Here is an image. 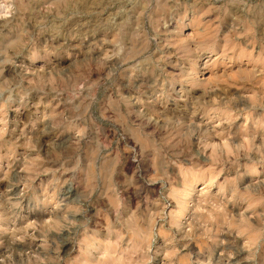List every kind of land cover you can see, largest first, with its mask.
<instances>
[{"label": "clouds", "instance_id": "clouds-1", "mask_svg": "<svg viewBox=\"0 0 264 264\" xmlns=\"http://www.w3.org/2000/svg\"><path fill=\"white\" fill-rule=\"evenodd\" d=\"M226 5L250 14L253 27L264 26V0H226L220 9L226 11ZM30 7L25 0H0V31L10 24L21 30L17 40L0 45V184L6 185L0 190V249H4L0 264H60L61 245L71 238L64 235V230L87 235L86 230L80 232L79 217L86 213L88 205L70 198L73 189L76 193L86 192L89 200L107 196L113 207L114 223L121 227L125 217H135L155 234L166 233L173 245L165 253L166 264H184L181 249L175 247L176 238H193L200 230L202 236L207 235L223 220L218 205L226 206L237 199V192L233 191L230 197L219 185L218 191L207 198L196 187L206 182L207 173L213 169L219 173L224 166L238 163L239 153L226 151L227 145L240 137L242 146L244 135L251 136L254 143L259 136L258 162L264 163V121L254 122L252 132L242 128L233 131L235 117L230 115L223 96L213 88L201 96L195 90L207 83L204 73L213 70L212 57L217 50L214 41L207 37L209 32L215 35L211 26L196 24L189 13L202 20L209 10L220 9L214 0H163L159 9L164 15L179 16L180 23L175 28L166 23L161 32L155 21L148 26L144 14L152 15L156 9L151 0H142L130 38L126 29L133 22L127 17L116 25L111 36L100 37L78 49L76 44L80 42L76 41L68 42L66 47L63 41L53 48L38 46L35 30H24L29 22L25 14ZM189 28L203 29L205 40L193 41L187 33ZM24 36L28 39L21 43ZM96 50L99 54L92 55ZM69 51L74 53L72 58L67 56ZM22 54L29 62L27 67L33 70H25L23 63L17 64V57ZM158 54H163L168 67L179 64L178 78L186 81L182 94L188 96V105L181 111L182 119L161 115L166 123L153 130L147 143L119 127L113 132L105 128L107 135L98 137L97 123L111 122L104 120L101 110L88 108L85 85L91 87V75L94 73L96 80L106 82L114 69H124L125 65L132 68L150 59L152 64H158ZM57 64L62 67L57 68ZM192 68L196 74L189 71ZM41 108L44 119L55 120L52 126L62 128L71 143L59 150L55 144L44 150L36 133ZM12 112L15 116L10 118ZM24 113L28 114L27 122ZM157 115L160 114L154 113L152 118ZM137 119L139 116H130L129 126L135 125ZM145 153L155 168L154 177L148 182L162 181L161 196L157 200L145 197L135 206L131 202L127 206L113 203L129 187H140L135 174L127 175L124 164L129 155L136 160ZM257 183L264 185V180ZM259 194L264 198V188ZM154 207L158 211L153 212ZM157 217L159 226L154 223Z\"/></svg>", "mask_w": 264, "mask_h": 264}, {"label": "rangeland", "instance_id": "rangeland-1", "mask_svg": "<svg viewBox=\"0 0 264 264\" xmlns=\"http://www.w3.org/2000/svg\"><path fill=\"white\" fill-rule=\"evenodd\" d=\"M25 2L31 7L25 14L29 22L24 30L29 33L35 30L38 34V46L53 48L63 41V46L66 47L68 42L76 41L80 42L76 44L79 49L83 45H91L93 40L100 37L111 36L116 25L127 17H131L133 22L126 29L130 38L136 12L142 0ZM162 2L163 0H151L156 11L152 15L144 14L148 17V26L151 27L155 21L161 32L165 30L166 23L172 28L180 23L179 16L172 13L164 15L159 9ZM214 2L217 9H220L221 4H226V0ZM122 9L124 11H121ZM226 9H220L218 12L209 10L202 20L189 13L196 24L211 26L215 35L209 32L207 37L214 41V48L217 50L212 57L213 70L204 73L207 83L195 90L197 95L201 96L208 89H215L223 96L230 115L235 117L233 131L242 128L244 132H252L255 128L254 122L264 121V26L257 24L253 27L252 16L242 9L227 5ZM149 12L151 13L152 9H149ZM20 32V29H14L11 24L2 28L0 45L17 40ZM187 33L193 41H203L206 38L203 29L189 28ZM152 35H155V32ZM27 39L28 37L24 36L20 38V42L23 43ZM98 54V50L92 53L94 56ZM158 55V64H152L150 59L132 68L125 65L124 69H114L112 77L106 82L96 80L94 73L91 75V81L94 82L90 88L85 85V96L89 99L88 108L101 110L104 120L111 122L110 125L97 123L98 137L107 135L105 128L108 132H113L119 127L147 143L153 130L166 123L165 119L160 118L161 115L173 120L182 119L181 111L188 105V96L182 94L186 81L178 78L181 71L179 64L175 68L168 67L163 54ZM67 56L72 58L74 53L69 51ZM21 63L25 70H33L27 67L29 62L23 54L17 57V64ZM56 67L62 66L57 64ZM189 71L196 74L195 68ZM85 79L89 77L86 76ZM32 111L36 112V109ZM154 113L160 115L153 119ZM14 116L15 112L10 113V118ZM130 116H139L131 127ZM23 119L27 122V113H24ZM54 123L55 120L44 119L41 108L36 133L40 143L44 145V150L53 144L57 145L59 150L60 147L71 143L66 139L67 133L62 128L52 126ZM242 139V146L241 138L237 137L226 147L228 152L239 153L238 163L230 167L224 166L219 173L213 169L207 173L206 182L196 185L206 198L218 191L217 185L228 191L230 197L233 191L237 192L238 196L226 206L218 205L223 220L212 227L207 235L202 236L200 232L203 230H200L193 238H176L175 247L181 249L180 255L184 257V264H264V198L259 194L264 185L257 183L264 180V163L258 162L261 159V137L256 136L254 143L251 136L244 135ZM186 163L190 164L191 161ZM124 170L129 177L135 174L136 183L140 187H129L122 193L121 199L113 203L127 206V202H131L135 206L145 197L157 200V197L161 196L162 181L148 182L150 177H154L155 168L147 153L138 156L136 160L131 159L129 155ZM193 175H196L195 170ZM5 186L0 184V190ZM70 198L84 201L88 205L86 213L79 217L80 232L86 230L87 235L82 237L75 231L69 234L64 230V235H70L71 238L61 245L60 264H166L165 253L173 246L169 244L171 238L166 233L155 234L135 217H125L123 227L115 224L113 207L107 196H97L89 200L86 192L76 193L73 189ZM205 203L207 204V199ZM24 204L27 214V199ZM156 211L158 209L154 207L153 212ZM158 221L159 217L154 221L157 226ZM2 252L4 249H0V253Z\"/></svg>", "mask_w": 264, "mask_h": 264}, {"label": "bare ground", "instance_id": "bare-ground-1", "mask_svg": "<svg viewBox=\"0 0 264 264\" xmlns=\"http://www.w3.org/2000/svg\"><path fill=\"white\" fill-rule=\"evenodd\" d=\"M142 234V233H141ZM195 249V248H194ZM193 252V251H192Z\"/></svg>", "mask_w": 264, "mask_h": 264}]
</instances>
